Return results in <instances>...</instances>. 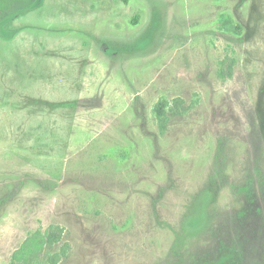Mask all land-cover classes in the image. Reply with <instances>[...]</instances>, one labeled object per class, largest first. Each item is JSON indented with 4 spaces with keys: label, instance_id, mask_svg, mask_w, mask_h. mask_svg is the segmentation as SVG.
Segmentation results:
<instances>
[{
    "label": "rangeland",
    "instance_id": "rangeland-1",
    "mask_svg": "<svg viewBox=\"0 0 264 264\" xmlns=\"http://www.w3.org/2000/svg\"><path fill=\"white\" fill-rule=\"evenodd\" d=\"M1 34L0 264H264V0H35Z\"/></svg>",
    "mask_w": 264,
    "mask_h": 264
},
{
    "label": "trees",
    "instance_id": "trees-1",
    "mask_svg": "<svg viewBox=\"0 0 264 264\" xmlns=\"http://www.w3.org/2000/svg\"><path fill=\"white\" fill-rule=\"evenodd\" d=\"M35 0H0V19H3L6 15H9L17 10H23L34 4ZM157 110L160 115L163 114L162 105L157 104ZM195 221L194 217L191 219Z\"/></svg>",
    "mask_w": 264,
    "mask_h": 264
},
{
    "label": "crops",
    "instance_id": "crops-1",
    "mask_svg": "<svg viewBox=\"0 0 264 264\" xmlns=\"http://www.w3.org/2000/svg\"><path fill=\"white\" fill-rule=\"evenodd\" d=\"M62 39H63V41L66 40L69 43V47H70V45H71L70 43L71 42H70L69 38L63 37ZM14 40L17 41V42L20 41L16 36H7V37L4 36V35L0 36V41L1 42H11V41H14ZM43 41L45 43H49L50 44V46H49L50 50L54 49L56 46H58V44H60V40L57 39V38H55V39H44ZM55 50H56V48H55ZM56 52H58V51H56ZM70 52H71V49H70ZM75 75H76V73H75ZM0 103H1V101H0Z\"/></svg>",
    "mask_w": 264,
    "mask_h": 264
}]
</instances>
